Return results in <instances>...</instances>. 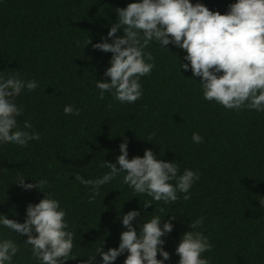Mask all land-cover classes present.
I'll list each match as a JSON object with an SVG mask.
<instances>
[{
  "label": "trees",
  "instance_id": "16d2710c",
  "mask_svg": "<svg viewBox=\"0 0 264 264\" xmlns=\"http://www.w3.org/2000/svg\"><path fill=\"white\" fill-rule=\"evenodd\" d=\"M131 2L0 0V71L38 82L37 89L22 90L14 99L24 109L16 117L18 126L29 120L31 131L40 136L26 147L0 144V213L23 222L27 204L38 203L43 191L58 199L74 233L75 259L64 264H82L100 246L104 251L117 247L126 230L120 217L132 209L140 211L134 227L137 221L143 224L144 216H176L172 232L163 237L170 254L165 264H177L174 250L180 237L199 217L204 222L195 231L213 245L203 254L210 264H264V204L259 203L264 201V111L226 109L205 100L200 78L179 68L187 62L185 51L170 44L169 52L157 42L145 49L155 66L140 79V99L122 104L110 93L98 96L96 79H110L103 73L112 54L84 42H99L117 21L115 9ZM199 2L224 14L234 0ZM116 35H123L122 30ZM68 104L79 108V115L65 114ZM193 132L203 137L202 143L192 142ZM125 138L129 159L143 156L147 148L159 159L177 161L178 174L186 168L198 171L190 199L167 205L153 201L143 208L151 198L124 185L122 173L89 201L90 186L76 175L90 179L107 172L99 165L103 159L115 163ZM21 176L25 183L46 179L48 184L43 191H26L15 184ZM0 237L16 240L20 248L12 264H38L31 246L23 243L26 235L17 238L0 227ZM126 255L113 264H123ZM100 259L96 255L94 264Z\"/></svg>",
  "mask_w": 264,
  "mask_h": 264
},
{
  "label": "clouds",
  "instance_id": "9594fccd",
  "mask_svg": "<svg viewBox=\"0 0 264 264\" xmlns=\"http://www.w3.org/2000/svg\"><path fill=\"white\" fill-rule=\"evenodd\" d=\"M115 12L117 21L111 24L106 36L96 43L90 38L84 42V46L91 44L95 50L112 54L103 73L110 79H96L95 87L101 99L106 92L122 104H132L142 97L140 79L155 66L152 54L145 49L151 42H157L167 51L170 44L185 51L183 60L187 62L180 63L179 68L190 69L193 77L200 78L205 100L215 101L226 109L264 111V0H234L224 14L209 10L199 0L195 4L191 0H133ZM118 30L123 35H116ZM9 72L5 76L0 71V144L11 142L26 147L40 136L31 131L33 125L29 120L23 121L22 128L18 126L16 117L24 109L14 98L22 90L37 89L39 84L35 79L25 80L19 73ZM63 112L79 115L80 109L68 104ZM191 139L194 144L203 142L197 132H193ZM118 148L120 154L115 163L103 159L99 165L108 169L101 176L85 179L76 175L81 184L90 186L89 201L100 194L103 185L122 173L124 185L151 198L142 203L143 208L153 201L167 205L181 198L190 199V189L200 179L198 171L186 168L178 174L177 161L159 159L147 148L143 156L129 159L126 138ZM34 181L25 183V177L21 176L15 184L26 191H43L48 184L46 179ZM43 193L38 203L27 204L23 222L0 213V227L15 233L17 238L26 235L23 243L31 246L38 264H64L75 259L74 233L69 230L60 201ZM139 216L136 209L124 213L120 220L126 230L120 233L118 246L107 251L100 246L82 264H94L96 255L101 258L100 264H113L125 252L123 264H165L170 254L163 247V237L172 232L176 216L164 219V215H152L147 220L144 216L143 224L137 221L134 227L133 221ZM203 222V217L189 222L192 230L181 235L174 250L179 256L177 264H210L203 254L211 252L213 245L202 231H195ZM19 251L16 240L0 237V264H12ZM157 253L161 259H157Z\"/></svg>",
  "mask_w": 264,
  "mask_h": 264
}]
</instances>
